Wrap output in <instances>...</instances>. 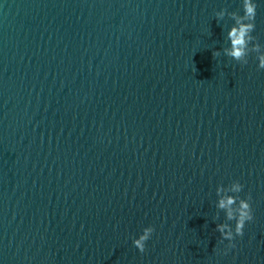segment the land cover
I'll return each instance as SVG.
<instances>
[{
	"label": "water",
	"instance_id": "obj_1",
	"mask_svg": "<svg viewBox=\"0 0 264 264\" xmlns=\"http://www.w3.org/2000/svg\"><path fill=\"white\" fill-rule=\"evenodd\" d=\"M256 2L242 64L241 0H0V264H264ZM234 180L253 219L229 247Z\"/></svg>",
	"mask_w": 264,
	"mask_h": 264
},
{
	"label": "clouds",
	"instance_id": "obj_2",
	"mask_svg": "<svg viewBox=\"0 0 264 264\" xmlns=\"http://www.w3.org/2000/svg\"><path fill=\"white\" fill-rule=\"evenodd\" d=\"M242 13H228L234 20L232 26L228 29L227 40L229 47L224 49L227 56L236 61L247 63L246 57L250 51L249 44L254 41L252 35L255 25V17L257 14L256 0H241ZM226 9H221L216 13L217 17H223L226 14ZM259 43H253L251 51L257 53L258 69H264V51L260 50ZM213 55H219V50ZM243 184L239 180H234L228 187L218 185L216 188L217 196L219 197L216 207L223 209L229 221H234V226L228 223H219L216 225V230L220 233L223 240L229 242V247H234L232 241L235 236H242L246 222L253 219L251 197H240L239 194L243 189ZM154 232V227L149 225L143 228L142 232L133 238L132 243L141 252L145 250L146 242L151 238Z\"/></svg>",
	"mask_w": 264,
	"mask_h": 264
}]
</instances>
